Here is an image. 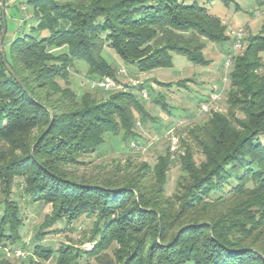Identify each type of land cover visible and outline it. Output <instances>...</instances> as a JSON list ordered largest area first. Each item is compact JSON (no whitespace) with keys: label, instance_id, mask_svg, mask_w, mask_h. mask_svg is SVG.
Returning <instances> with one entry per match:
<instances>
[{"label":"trees","instance_id":"1","mask_svg":"<svg viewBox=\"0 0 264 264\" xmlns=\"http://www.w3.org/2000/svg\"><path fill=\"white\" fill-rule=\"evenodd\" d=\"M219 1L240 9L234 0ZM24 4L35 16L34 26L25 27L36 36L23 30L4 54L27 92L0 55V264H11L6 248L19 243L23 227L21 206L9 196L13 186L26 205L51 208L21 264H77L82 256L94 260L86 264H264V21L256 34L244 33V47L228 70L226 112L211 110L181 140L176 161L182 175L166 197L177 151L158 157L154 166L126 159L106 169L80 160L99 157L106 136L137 143L138 123L154 120L141 84L115 92L88 87L78 96L67 87L70 70L84 62L88 80L119 81L120 68L102 57L105 47L125 75L126 66L139 74L170 68L173 54L208 67L207 44L231 43L226 26L197 0ZM99 92L107 96L94 98ZM161 96L151 103L167 113ZM81 216L93 220L91 250L60 245L54 252L39 243L44 230Z\"/></svg>","mask_w":264,"mask_h":264},{"label":"rangeland","instance_id":"2","mask_svg":"<svg viewBox=\"0 0 264 264\" xmlns=\"http://www.w3.org/2000/svg\"><path fill=\"white\" fill-rule=\"evenodd\" d=\"M88 1L89 0H67V2L76 4H85ZM262 1L264 0H234L240 8L238 11L235 10L234 5L225 7L219 0H215L211 3H207L206 0H197V3L205 7L208 13L219 18L222 24L226 26L227 32H229L228 30L241 28L244 29L245 36L247 37L256 34L264 21V13L259 17L254 16L255 11H261L262 5L260 7V3ZM25 2L26 0H7L6 2V7L4 9L6 33L3 37V49H6V45L11 38L21 34L23 31L21 30V26L23 24L24 26L26 24H33L34 26L35 16L31 9L24 4ZM20 8L22 14H20ZM20 15H23V17L20 18ZM26 32L30 33L32 31L27 29ZM32 34L35 35L36 33L32 32ZM229 47L230 45L228 42L222 44L208 43L203 53L204 57L211 61L209 67L194 66L185 57L177 54H173L172 56V67L156 69L151 71L150 74H144L140 77L138 76L140 74L132 67L126 66L130 76L117 73L119 80L117 82L123 86L129 85L131 81H136L139 85L141 84L143 87L142 91L147 95V99H143V101L154 120L147 122L143 126L138 123L136 129L140 139L135 143L138 145V150L130 149L129 146L124 145L119 138L111 137V141L107 140L108 146H104L103 152H100L99 157H97L98 154H93L81 157L80 160L85 162L90 161L93 165L95 164L98 167L105 166L107 167L106 169H110L117 161L124 163L126 159H131L133 163L145 162L150 166H154L158 157L164 156L167 152L171 153L169 149L170 137L175 135L177 137V148L175 150L177 154L174 152L175 154L173 153L174 155H172V157H174H170L173 161H171L167 172V183L165 186V195L169 197L174 191L176 181L182 175L176 159L177 156L183 154L181 140L186 139L187 131L202 123L211 110L220 113L226 112L225 92L227 83L224 84L222 81L224 75L222 63ZM60 50L61 49H54L53 51L57 52ZM102 57L111 66L121 69L120 66L123 65L122 62L108 47L103 49ZM86 68L87 66L84 62H79V64L76 63L70 70V78L68 79L67 87L78 96L86 91H90L86 83L88 79L84 73ZM208 71L215 74V79L212 82L205 81V83H199L200 79H202V81L206 79L207 76H205V73ZM156 78L162 83L171 84V86L168 89L159 88L152 81ZM188 79L189 81H187ZM130 87L132 89L139 88L138 85ZM210 92L218 94V100L209 104V112H199L200 106L204 102H208ZM158 95H163L161 97H163V100L166 102L167 110L171 111L169 114H171L172 118H167L160 108L151 103L152 99ZM106 96L107 94L99 92L97 95H94V98L99 100ZM160 118L165 122H162ZM171 129L172 131L169 133ZM197 159H199V157L195 156L196 162H198ZM93 165L88 166L87 170L82 168L79 171L81 173L84 171L88 172ZM11 191L12 193L9 195L10 198H14L21 206L20 215L23 227L19 231V243H16L12 247H7L6 249L9 251L7 254L5 252L6 249H4V258L11 264H21L22 258L15 257L14 252L21 251L27 255H31L34 245V236L43 225L46 216L48 217L50 215L51 208L48 205H26L23 198L18 197L17 193H19V189L16 186H13ZM92 221V218L88 216H81L78 220L69 225H67L65 221H60L50 228L51 230L47 229L43 231L44 235L39 243L44 247H50L54 252H56L60 245L74 246L82 250H91L92 243L88 242L87 239L92 230ZM107 253L110 255L111 250H108ZM87 262L94 263V260L82 256L77 264H86Z\"/></svg>","mask_w":264,"mask_h":264},{"label":"built area","instance_id":"3","mask_svg":"<svg viewBox=\"0 0 264 264\" xmlns=\"http://www.w3.org/2000/svg\"><path fill=\"white\" fill-rule=\"evenodd\" d=\"M262 13H264V5L262 6L261 11H255L254 16L255 17H259ZM229 35H230V50L227 53L224 62H223V70H224V75H223V83L225 84L227 81V73L228 70L231 66V63L234 59V57L243 49L244 47V29H232L229 30ZM119 74H126V70L124 68H121L118 71ZM88 87L92 90H102L105 92H115V91H124L126 89V86H123L122 84H120L119 82L109 78V77H104L102 79H98V80H87L86 81ZM138 85V83L136 81H131V83L128 85V88L130 86H136ZM131 88V87H130ZM129 88V89H130ZM141 97L143 99H147V95L146 93L141 92L140 93ZM219 98V95L216 93H212L210 95V98L208 100V102H204L201 106H200V110L199 112L202 113H207L209 112V104L210 103H214L215 101H217ZM172 129L169 131V133H171ZM177 146V137L175 135H172L170 137V151L173 154V152H175L176 147ZM129 148L130 149H136L138 150L137 145L134 142H131L129 144ZM14 256L17 258H25L26 254L21 252V251H15L14 252Z\"/></svg>","mask_w":264,"mask_h":264},{"label":"water","instance_id":"4","mask_svg":"<svg viewBox=\"0 0 264 264\" xmlns=\"http://www.w3.org/2000/svg\"><path fill=\"white\" fill-rule=\"evenodd\" d=\"M5 0H0V17H1V29H0V55H1V61L7 72L10 74L11 77L16 81L18 85L22 88L23 91H26V88L22 84V82L18 79L16 74L10 69V67L7 65L5 60V54L3 49V37L6 33V22H5V7H4ZM50 113V112H49ZM51 114V113H50ZM256 253H258L256 250H254Z\"/></svg>","mask_w":264,"mask_h":264},{"label":"crops","instance_id":"5","mask_svg":"<svg viewBox=\"0 0 264 264\" xmlns=\"http://www.w3.org/2000/svg\"><path fill=\"white\" fill-rule=\"evenodd\" d=\"M20 14H22L21 13V8H20ZM23 17V15H20V18H22ZM27 27V26H26ZM26 27L25 26H21V30H25L26 29ZM15 38V36L13 37V38H11V40L8 42V44L13 40ZM212 46H215V45H212ZM220 48V47H219ZM222 48V47H221ZM224 50V49H223ZM227 51V50H226ZM122 67V66H121ZM209 67V66H208ZM124 68V67H123ZM154 71V70H153ZM144 74H150V72H148V73H142V74H140V75H138L139 77L140 76H142V75H144ZM206 75L205 76H207L206 77V79H204V81H202V79H200L199 80V83H205V81H207V82H212L214 79H215V74L214 73H210V71H208L207 73H205ZM130 76V75H129ZM147 76H150V75H147ZM153 81V83L155 84V81H158L157 80V78L156 79H153L152 80ZM187 81H189V79L187 80ZM158 82H160V81H158ZM154 84H152V85H154ZM213 89V88H212ZM169 112H171L170 110H168V112L166 113V112H163V114L167 117V118H172L171 117V114H169ZM161 119V118H160ZM173 120V119H172ZM161 121L162 122H165L163 119H161ZM159 131V130H158ZM111 137L110 136H106L105 137V145L106 146H108V143H107V140L108 141H111Z\"/></svg>","mask_w":264,"mask_h":264}]
</instances>
